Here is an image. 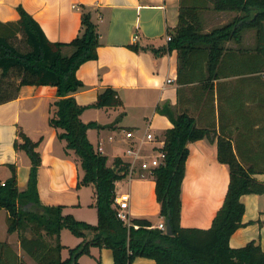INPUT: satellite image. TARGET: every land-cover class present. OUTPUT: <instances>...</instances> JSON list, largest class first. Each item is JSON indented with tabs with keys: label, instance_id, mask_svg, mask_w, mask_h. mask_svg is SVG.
Wrapping results in <instances>:
<instances>
[{
	"label": "crops",
	"instance_id": "obj_1",
	"mask_svg": "<svg viewBox=\"0 0 264 264\" xmlns=\"http://www.w3.org/2000/svg\"><path fill=\"white\" fill-rule=\"evenodd\" d=\"M193 3V0H188ZM22 5L42 26L52 41L69 42L81 30L82 7L87 6L97 25L101 45L98 58L88 60L77 70L85 87L74 96L80 105L97 100L101 91L113 87L122 101L119 106L86 108L81 119L96 122L99 127L88 129V138L96 150L107 155L108 164L116 158L129 159L125 150L131 143L139 144L152 133L157 139L173 126L170 119L158 112V107L169 103L176 111H187L197 119L199 126H212L218 134L232 139L240 138L245 122H264V70L262 60L255 54V30L242 32L240 43H226L224 76L215 80L221 89V98L211 100L199 89L196 69L189 84L178 82V52L155 53L145 47L165 46L170 38L168 31L178 25L180 0H0V20L16 21L20 18L17 7ZM205 31L223 25L240 15L235 11H202ZM212 15L206 24L207 15ZM138 45L139 51L130 46ZM249 54L256 61L245 63ZM74 48L65 46L64 55ZM251 69V70H250ZM258 69V72H254ZM216 89V93H218ZM200 90V91H199ZM57 88L51 85H23L18 96L0 104V181L9 179L12 165L16 168L20 191L27 189L31 159L15 141L22 142L20 132L38 142L37 151L42 164L38 173L40 200L45 205H63L64 213L79 220L98 223L97 192L94 184L84 185V169L67 141L59 137L62 128L50 124L56 115ZM260 124L255 129L261 131ZM132 131L134 137L128 138ZM160 146L155 141L145 142L146 151ZM235 151H236V146ZM186 174L182 184L181 225L209 228L222 206L230 180L227 164L218 159L217 141L201 139L189 144ZM148 156V154H146ZM149 157V156H148ZM147 157V158H148ZM255 177L264 182V173ZM130 194V218H147L155 227L166 222L161 217L156 197V181L149 171L137 169L133 174L116 181V195ZM243 226L230 238L232 247H243L250 241L259 243L264 250V193L245 194ZM32 205L29 204L28 208ZM8 211L0 210V241H6L22 259V264H37L22 249L19 232H8ZM92 235L88 234L87 239ZM64 245L62 257L69 256L85 238L64 228L60 234ZM51 242L53 238L49 237ZM82 264H114L111 248L92 246L88 254L80 257ZM132 264H156L154 259L137 257Z\"/></svg>",
	"mask_w": 264,
	"mask_h": 264
},
{
	"label": "trees",
	"instance_id": "obj_2",
	"mask_svg": "<svg viewBox=\"0 0 264 264\" xmlns=\"http://www.w3.org/2000/svg\"><path fill=\"white\" fill-rule=\"evenodd\" d=\"M210 8L218 12L235 11L240 15L205 31L201 12ZM17 9L18 20H0V104L15 99L23 85L57 88V111L50 124L63 129L59 137L65 139L67 148L74 150L80 158L84 169L81 183L95 185L98 212V223L91 224L64 213L63 205L41 202L38 190V173L42 164L37 151L39 143L20 132L22 142L16 140L15 148L24 150L32 163L28 186L24 191L19 190L16 168L12 165V176L3 183L0 181V210L8 211V232H19L20 244L26 254L37 264H82L80 257L88 254L92 246H106L113 251L114 264H132L137 257L154 259L156 264H264V250L259 243L250 241L237 248L230 245L232 234L244 224L245 205L241 197L264 193V182L255 177L257 173H264V122H245L242 137L232 139L219 135L212 126H199L197 119L187 111H176L169 103L159 106L158 112L166 115L173 126L163 137L165 160L153 168L151 174L156 181L159 214L170 221L173 233L155 227L147 218H132L131 223H126L117 215L115 195L116 181L129 174V164L116 158L109 165L107 155L96 150L88 138V129L99 125L81 119L86 108L119 106L122 101L118 91L106 87L89 105H80L74 96L76 91L85 87L77 70L86 61L98 58L101 45L91 10L82 7L79 35L69 42H58L47 37L40 23L22 5ZM249 28L255 30L254 51L263 61L260 69L263 71L264 0H193V3L180 0L178 25L168 31L167 44L145 49L161 54L177 50L178 82L192 83L196 69L198 82H201L199 89L214 106L215 99L219 102L221 98V89L216 88L215 80L224 76L226 43L232 39L240 43L242 32ZM18 41L24 42L25 50L19 47ZM65 46L74 48L71 55H64ZM130 47L140 50L138 45ZM252 50H245L248 66L252 60L256 61V56L249 54ZM257 124H260L261 131L255 129ZM201 139L212 143L217 141L218 159L228 165L230 180L224 202L212 225L209 228L184 227L181 225L182 184L189 144ZM29 204L32 205L30 208ZM64 228L85 238L70 248L65 259L60 239ZM88 234L92 235L91 239H87ZM22 262L9 243L0 241V264Z\"/></svg>",
	"mask_w": 264,
	"mask_h": 264
},
{
	"label": "built area",
	"instance_id": "obj_3",
	"mask_svg": "<svg viewBox=\"0 0 264 264\" xmlns=\"http://www.w3.org/2000/svg\"><path fill=\"white\" fill-rule=\"evenodd\" d=\"M126 136L128 138H133L134 135L132 131L127 132ZM155 141L159 143L160 146L149 148L147 151L143 147L145 142ZM164 146V139H157L152 133H148L146 138L139 142V144L131 143V145L126 148L125 153L128 155L129 159L124 161L129 164V174H133L137 169L143 171L152 172V169L162 164L165 160L166 154L162 149ZM148 154V156L146 155ZM148 157V158H147ZM130 202L129 193H121L115 195V204L117 207L118 217L126 223H131V218L128 212ZM135 227H138L135 225ZM159 228L166 231V222H161L158 225Z\"/></svg>",
	"mask_w": 264,
	"mask_h": 264
},
{
	"label": "rangeland",
	"instance_id": "obj_4",
	"mask_svg": "<svg viewBox=\"0 0 264 264\" xmlns=\"http://www.w3.org/2000/svg\"><path fill=\"white\" fill-rule=\"evenodd\" d=\"M201 15H203L202 14V12H201ZM203 19V18H202ZM210 21H212V15H207V21H206V24H210ZM213 28V27H212ZM211 28V29H212ZM18 43V45H19V47L22 49V50H25L26 49V47H25V44H24V42L23 41H18L17 42Z\"/></svg>",
	"mask_w": 264,
	"mask_h": 264
},
{
	"label": "water",
	"instance_id": "obj_5",
	"mask_svg": "<svg viewBox=\"0 0 264 264\" xmlns=\"http://www.w3.org/2000/svg\"><path fill=\"white\" fill-rule=\"evenodd\" d=\"M115 169H116V167H115ZM41 212H43V210ZM166 232L168 234H172L173 233V228H172V225H171L169 220L166 221Z\"/></svg>",
	"mask_w": 264,
	"mask_h": 264
}]
</instances>
